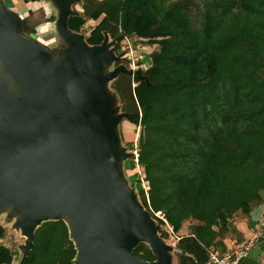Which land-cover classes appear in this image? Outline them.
I'll return each instance as SVG.
<instances>
[{"label": "trees", "instance_id": "trees-1", "mask_svg": "<svg viewBox=\"0 0 264 264\" xmlns=\"http://www.w3.org/2000/svg\"><path fill=\"white\" fill-rule=\"evenodd\" d=\"M32 13L21 20L28 38L39 24ZM67 26L89 45L109 35L155 46L142 77L120 73L112 87L139 127L141 204L174 233L195 221L176 242L177 264H208L210 250H229L226 239L242 243L235 218L264 202V0H81ZM5 232L0 224V264H11ZM133 252L155 259L144 242ZM75 254L66 222L49 219L17 264H73ZM238 264L255 263L246 255Z\"/></svg>", "mask_w": 264, "mask_h": 264}, {"label": "water", "instance_id": "water-1", "mask_svg": "<svg viewBox=\"0 0 264 264\" xmlns=\"http://www.w3.org/2000/svg\"><path fill=\"white\" fill-rule=\"evenodd\" d=\"M52 1L58 9L56 30L71 47L69 55L61 51L57 63L23 34L22 18L0 0V67L51 118L42 123L39 115L21 114L7 95L10 76L0 78V107L11 124L0 130V203L21 198L29 203L21 220L29 235L27 251L37 226L63 219L75 257L80 256L77 264H172L173 246L158 234L151 214L111 160L126 154L115 151L111 128L118 118H109L101 86L120 73L141 76L140 71L120 65L104 73L112 58L120 60L107 50V35L100 44L89 45L82 33L67 26L68 16L76 14L71 1ZM140 242L149 245L154 260L133 252Z\"/></svg>", "mask_w": 264, "mask_h": 264}, {"label": "rangeland", "instance_id": "rangeland-1", "mask_svg": "<svg viewBox=\"0 0 264 264\" xmlns=\"http://www.w3.org/2000/svg\"><path fill=\"white\" fill-rule=\"evenodd\" d=\"M70 5L75 7V0H69ZM54 2L52 0H47L43 6H37L34 8L32 15L28 19L29 24H34L35 22L39 23L36 28V33H34L31 38L34 39L33 42L39 43L42 48L50 56L51 60L55 63L61 62L59 61L61 51H65V54L69 55L71 53V47L66 43V41L60 36L59 32L56 30V19L58 16V9L54 6ZM39 5V4H37ZM80 6V5H79ZM20 12L22 18L27 17L26 15ZM194 23L197 24L198 17L193 16ZM93 24L95 21L92 22ZM87 27H90V24H87ZM92 25V24H91ZM45 35V36H44ZM114 38H111L109 35L106 36L107 50L112 52L114 55L120 57V60L111 59V62L107 67L103 69V72H109L114 70L117 66H125L126 68L130 62V58L134 63L140 68V74L143 76V71L148 67L149 62V53H151L155 46L147 44L144 40L135 39L130 41L131 50L128 52L130 56L129 60L123 56L122 52L114 49L115 42ZM123 40V39H122ZM122 40L120 41V45L122 46ZM125 40H123V46L125 45ZM64 54V55H65ZM143 59L142 61L140 59ZM146 59V60H145ZM123 70V68H120ZM10 76L11 81L7 86V95L13 100L14 104L18 107L21 114L24 111L31 112L35 115H39L42 123H47L50 121L49 114L43 111L38 105L24 92L20 85L13 79L11 74L0 67V78L3 80H7V77ZM132 75H130L131 77ZM114 79H108L101 86V95L105 103V109L108 111L109 118L117 117L118 120L113 123L111 128V133L115 138V151H123L126 156H120L118 159L115 157H111V160L115 162L121 172L122 182L128 186L130 192L135 195L137 201H140V192L144 191L146 193L147 183L143 180L144 174L141 166L137 163V145L136 139L138 137L139 127L135 126L133 123L129 121V118L123 116L122 111V101L119 94L113 89L112 84H114ZM121 115V116H120ZM9 120L6 117V113H4L3 109L0 107V130L11 127L9 124ZM133 141V149H130V143ZM134 155V156H133ZM29 206L24 198L19 200L8 199L7 201H3L0 203V224L6 228V232L4 237L1 239L4 247L13 254V261L11 264H17L20 259L25 256L27 249L29 248L28 240L29 235L23 232L21 226V220L23 217L24 211ZM155 215L162 217V214L156 213ZM152 217V216H151ZM153 218V217H152ZM154 219V218H153ZM240 219L236 217L235 220ZM154 222L157 226V232L160 234L162 231L167 232V236L163 238V240L173 246L172 255L173 262L172 264H177V253L178 249L176 246V242L179 236L187 235L195 221L190 219L183 222L180 230L176 233L172 232V229L168 227L167 224H160L156 219ZM263 224V223H262ZM261 224V227H262ZM252 240V239H251ZM250 241V240H248ZM246 243L242 244L245 245ZM237 247L231 248V250H236Z\"/></svg>", "mask_w": 264, "mask_h": 264}, {"label": "crops", "instance_id": "crops-1", "mask_svg": "<svg viewBox=\"0 0 264 264\" xmlns=\"http://www.w3.org/2000/svg\"><path fill=\"white\" fill-rule=\"evenodd\" d=\"M46 2L47 0L30 2H24L23 0H2L3 6L9 11L19 15L20 18H22L21 14H19L20 12H23L22 14L26 15L29 10H34L37 6H43ZM74 3L75 7L73 8V5H70V8L74 13L78 14L81 11V0H75ZM92 22L93 20H90L87 24L93 25ZM262 223H264V202L255 207L249 217L240 218L235 221L237 228L244 238L243 242H247L248 240L253 242L248 255L255 264H264V239L259 238L262 233ZM226 243L229 250H231V248L239 247L242 244L238 243L233 238L226 239Z\"/></svg>", "mask_w": 264, "mask_h": 264}, {"label": "built area", "instance_id": "built-area-1", "mask_svg": "<svg viewBox=\"0 0 264 264\" xmlns=\"http://www.w3.org/2000/svg\"><path fill=\"white\" fill-rule=\"evenodd\" d=\"M136 38H130L127 36H124L123 40H125V45L123 46V40H122V46L120 44H118L117 50L122 52V54H124L123 56H125V58L127 60H129L130 56L128 55V52H130L131 50V45H130V41L135 40ZM150 54V53H149ZM141 61L143 60L142 58L140 59ZM143 62V61H142ZM143 65V64H141ZM141 65H137L136 63H134L132 61V59L130 58V62L128 64L129 68L133 71L139 70L140 68L138 66ZM135 84L133 83V86ZM172 229L171 226H168ZM246 243L245 245H242ZM239 247H237L236 250H228L224 253H220L219 251L216 250H210L209 251V262L208 264H238L240 259L246 255H248L250 248L253 245L252 241H245L243 242Z\"/></svg>", "mask_w": 264, "mask_h": 264}, {"label": "bare ground", "instance_id": "bare-ground-1", "mask_svg": "<svg viewBox=\"0 0 264 264\" xmlns=\"http://www.w3.org/2000/svg\"><path fill=\"white\" fill-rule=\"evenodd\" d=\"M72 231V230H71ZM78 239L77 238H75L74 239V241H75V243H76V246H77V248H78V250H79V247H78V241H77ZM77 261H80V256L79 255H76V257L74 258V264H77Z\"/></svg>", "mask_w": 264, "mask_h": 264}]
</instances>
